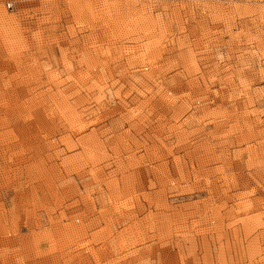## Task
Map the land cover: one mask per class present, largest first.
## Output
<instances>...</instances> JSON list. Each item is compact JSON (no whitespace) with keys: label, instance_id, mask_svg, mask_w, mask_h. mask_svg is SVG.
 <instances>
[{"label":"rangeland","instance_id":"374dc122","mask_svg":"<svg viewBox=\"0 0 264 264\" xmlns=\"http://www.w3.org/2000/svg\"><path fill=\"white\" fill-rule=\"evenodd\" d=\"M0 264H264V0H0Z\"/></svg>","mask_w":264,"mask_h":264}]
</instances>
